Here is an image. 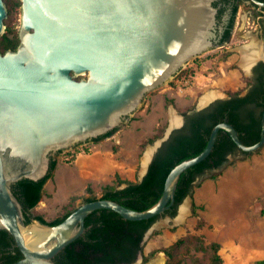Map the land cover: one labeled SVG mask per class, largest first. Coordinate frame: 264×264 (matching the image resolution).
<instances>
[{
    "label": "water",
    "instance_id": "95a60500",
    "mask_svg": "<svg viewBox=\"0 0 264 264\" xmlns=\"http://www.w3.org/2000/svg\"><path fill=\"white\" fill-rule=\"evenodd\" d=\"M8 14L6 0H0V34ZM217 15L214 0H22L20 44L0 51V228L24 254L12 264H60L55 256L86 232V217L100 208L130 220L163 216L176 200L182 173L210 155L222 128L245 152L264 146V113L261 138L252 144L233 123H217L205 149L176 164L160 199L143 210L99 197L82 202L57 224L28 223L14 191L16 181L44 178L53 153L115 129L148 92L209 50ZM185 121L183 115L156 142L146 168ZM159 226L157 221L151 226L145 242ZM143 259L140 253L138 264Z\"/></svg>",
    "mask_w": 264,
    "mask_h": 264
},
{
    "label": "rangeland",
    "instance_id": "374dc122",
    "mask_svg": "<svg viewBox=\"0 0 264 264\" xmlns=\"http://www.w3.org/2000/svg\"><path fill=\"white\" fill-rule=\"evenodd\" d=\"M253 10L250 4L242 5L231 40L191 59L183 67L187 72L178 74L180 70L169 82L148 92L113 134L57 151V166L45 184L46 192L37 210L49 219L57 217L73 195L80 196L78 205L92 195L89 186L101 197L104 185L114 183L117 173L124 179L140 180L148 169V150L164 136L174 118H182L185 109L196 108L206 98L223 99L235 91L244 94L250 84L247 78L251 69L247 71L242 66L243 48L248 44H262L264 48V37ZM14 22L20 30L22 7ZM160 123L166 125L163 136L142 146ZM216 171L222 175L213 178ZM256 173V177L250 176ZM195 184L176 215L164 214L157 220L160 226L145 242V255L183 235L198 233L204 234L208 243L222 244V264H254L264 258V146L254 152L239 149L224 167L207 171ZM186 202L188 211L180 219L181 206ZM200 218L206 221L203 227H198ZM161 252L167 261L164 251L154 257ZM204 257L203 252L193 251L185 262L192 264L196 258ZM151 259L146 261L144 256L141 264H148Z\"/></svg>",
    "mask_w": 264,
    "mask_h": 264
},
{
    "label": "trees",
    "instance_id": "16d2710c",
    "mask_svg": "<svg viewBox=\"0 0 264 264\" xmlns=\"http://www.w3.org/2000/svg\"><path fill=\"white\" fill-rule=\"evenodd\" d=\"M6 3L9 14L5 19V32L0 34V51L3 53L9 49H16L21 41L19 29L14 21L22 7V0H6ZM238 10L237 4L232 26L236 21ZM231 35L230 30L228 39ZM182 72H187V69H181L178 74ZM260 74L261 76L257 78L258 82H255V86L251 89L252 92L247 95L241 96V91H235L231 92L230 97L217 99L202 110H195V107L185 109L183 112L186 123L183 127L176 128L160 147L143 179H124L117 173L114 183L104 185L101 197L117 200L138 210L149 208L162 196L171 169L184 159L201 153L207 146L213 127L221 121L233 123L245 143L257 142L261 138L264 113V68ZM81 77L78 76L79 79ZM247 80L252 83L253 78L250 76ZM165 128V123H160L156 132L146 138L142 146L163 136ZM115 130L94 139L100 140L113 134ZM239 149L230 133L222 128L210 155L180 176L176 200L165 214L176 215L179 205L193 192L196 180L207 171L224 167L229 162V156L237 153ZM56 166L57 159L52 162L51 170L44 178L40 180L24 178L15 183L16 193L26 211L29 212L28 223L39 219L46 224H57L78 206L77 200L80 196L73 195L63 206L62 214L57 217L49 219L37 210L36 207L46 192L45 184L53 175ZM221 175V171H216L212 177L218 178ZM122 183H125V186L121 187ZM88 191H91L92 195L87 196L85 201L99 198L92 187L89 186ZM160 217L161 215H156L149 219L130 220L113 209H97L86 217V232L59 252L55 260L60 264H134L140 253H143L145 260L148 261L157 252L164 251L167 255L166 264H183L193 251H199L203 252L205 257L196 258L192 264H222L224 262L220 253L222 244L219 241L208 243L205 235L198 233L183 235L172 244L145 255V235ZM205 222L204 218H200L198 227H203ZM5 231L8 232L6 229ZM17 250L20 252L19 247ZM18 257L20 256L17 254L15 260ZM15 260H11L10 263ZM254 264H264V258L257 259Z\"/></svg>",
    "mask_w": 264,
    "mask_h": 264
},
{
    "label": "flooded vegetation",
    "instance_id": "af4514ba",
    "mask_svg": "<svg viewBox=\"0 0 264 264\" xmlns=\"http://www.w3.org/2000/svg\"><path fill=\"white\" fill-rule=\"evenodd\" d=\"M262 1H264V0H262ZM214 4L218 8V15H217L218 21H217V28H216L217 37L215 39V44L211 48H213L215 46L225 45V43H228L231 40L232 35L228 39V34H229L230 30H231L232 34L234 31L236 21L234 23V26H232L233 25L232 22H233V15H234L235 7L237 4L239 5V9L242 5L246 6V5L250 4L252 6V9H254L253 11L256 15L255 17L257 18L258 24L260 26V33L264 37V5L261 6L258 3H255L251 0H214ZM236 18H237V16H236ZM263 68H264V59L263 58L257 60L253 64L252 71L250 74V76L253 78V81H252V83L249 84L247 91L244 94L240 93L241 96L247 95V94L252 92L251 89L255 86V82L256 83L258 82L257 78L259 76H261L260 73L263 70ZM254 80H256V81H254ZM185 123H186V121H185ZM183 126H181V127H183ZM181 127H179V128H181ZM94 138H96V137L89 138L88 140L94 139ZM79 143H81V142H79ZM79 143H77V144H79ZM55 154H56V152L53 153L51 156L52 157L51 163H50L51 167H52V162L55 160ZM16 182H14V184H13V188H14L15 193H16V189H15V183ZM28 215H29V212L26 211V216L28 217ZM17 248H18V246L16 244V241H15L13 235L10 232H6L5 229L0 228V264H12L10 262H11V260H15V256L17 254L20 256V257H18L17 260L22 258L24 256V254L21 250L19 252L17 250ZM17 260H15V261H17Z\"/></svg>",
    "mask_w": 264,
    "mask_h": 264
},
{
    "label": "bare ground",
    "instance_id": "6f19581e",
    "mask_svg": "<svg viewBox=\"0 0 264 264\" xmlns=\"http://www.w3.org/2000/svg\"><path fill=\"white\" fill-rule=\"evenodd\" d=\"M255 45V43H254ZM264 59V48L262 44H256V46H253L251 44H248L243 48V59L241 60L242 66L249 71L251 69V66L259 59ZM214 94V93H213ZM211 96V95H209ZM211 98H206L203 101H207ZM181 118H174L173 122H179ZM153 147V146H152ZM152 147L148 150L145 158V164H147L150 153L152 150ZM251 177H256V174H251ZM181 214L179 216L180 219H183L186 215V212L188 211V205L187 202L182 205ZM148 264H166V256L164 253H159L156 257H154Z\"/></svg>",
    "mask_w": 264,
    "mask_h": 264
}]
</instances>
